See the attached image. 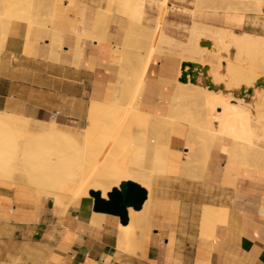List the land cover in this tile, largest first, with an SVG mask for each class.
Segmentation results:
<instances>
[{
	"label": "crops",
	"instance_id": "1",
	"mask_svg": "<svg viewBox=\"0 0 264 264\" xmlns=\"http://www.w3.org/2000/svg\"><path fill=\"white\" fill-rule=\"evenodd\" d=\"M33 1L31 19L13 17L4 24L0 18V112L30 121L53 115L83 126L91 100H110L114 94L121 69V52L114 47L123 45L127 21L111 20L116 26L109 23L103 54L99 42L83 34L95 20V0H55L50 15L47 0ZM242 27L264 34V14L248 13ZM53 30L61 34L55 47ZM142 55L140 109L164 115L175 83H190L179 78L183 60L159 51ZM197 83L204 85L199 76ZM186 132L185 122H173L170 144L175 152L170 153L166 178L158 180V200L149 203L143 242L134 251L117 246L119 217L94 211L89 198L37 196L17 185H0V228L19 237L20 257L29 264H264V221L258 218V203L247 205L264 199V178L244 167L225 171L226 156L214 150L202 178L182 176L178 167L187 151ZM16 144L11 124L0 116V171L12 161ZM183 184L191 192L181 190ZM218 201L229 211L228 222L212 241L198 239L190 225L199 223L186 215L204 202ZM165 202L176 203V209ZM168 211L175 217L169 219ZM14 260L11 264L19 263Z\"/></svg>",
	"mask_w": 264,
	"mask_h": 264
},
{
	"label": "bare ground",
	"instance_id": "2",
	"mask_svg": "<svg viewBox=\"0 0 264 264\" xmlns=\"http://www.w3.org/2000/svg\"><path fill=\"white\" fill-rule=\"evenodd\" d=\"M54 1L47 0V5L50 6ZM142 1L98 0V3H102V5L98 6L95 20L91 27L84 29V36L99 42L101 53L104 54L108 32L105 25L107 19L112 18L116 14L120 16L125 14L139 16L142 13ZM231 1L233 3H229L232 6L235 3L239 4V6L244 5L241 9L232 8L235 11L239 9L254 12L262 10L260 7L262 0ZM43 2L40 1V3ZM199 2L200 0H196V5ZM0 3V18L4 24L13 17L30 19L32 14L31 4H22L16 0H0ZM4 24H1L3 28ZM189 34L190 42L196 48H198L196 39L204 35L214 40L217 44H221L222 48L224 46L227 49L235 50L233 52H236V56L238 54L241 55L242 53L240 52H243L249 59L258 56L261 62H264V39H256V36L251 33L243 32L239 34L231 31V29L219 27L211 29L194 23L189 28ZM59 35H61L59 32L52 31L53 47L58 46L56 39ZM114 48L120 52L123 49L116 46ZM120 59V65L125 64L127 66V61L125 63L123 56H120ZM239 61L240 59L238 61L227 59L226 63L222 64L219 60L216 68H212L208 73L209 75L211 74L208 78L212 82H224L221 92L203 91L204 89L196 84L197 81L193 83L187 80L191 83L190 85L175 83L176 88L172 99L165 106L166 116L162 118H159L156 114L141 111L138 108V101L133 99L132 104L124 109L121 103H104L99 99H92L86 113V119L89 124L83 127L82 131L62 129L54 121L47 123L48 125L44 123V125H41V123L38 124L37 122L35 124L28 118L0 112V116L11 124L17 140L12 161L0 171V185L5 184V178L29 180L41 186V194L46 193L61 199L67 196L68 191L73 192L75 190L73 186L70 189L68 186L70 184L73 185L78 176L80 177L78 179L81 180L82 175L90 174L94 176L92 180L96 181L94 189H99L101 195L107 197V191L112 186H118L123 179H133L145 186L148 194L140 209L128 207L129 220L126 224L118 223L117 246L119 249L132 251L133 219L147 217L150 201L153 199L158 200L156 196L153 197L151 194L153 185L158 183L159 178L166 176L170 153L175 152L170 146L172 125L175 120L187 124L185 136L188 135V138L186 136L184 143L189 144L191 142L195 146L186 145L187 151L182 158L180 157L183 161L190 158V156H194L196 159L194 166H188L190 164L186 163L188 164V175H202L208 157L214 150L226 156L225 171H234L238 167V169L242 170L244 167L245 172L250 171L256 176L264 178V170L262 169L264 147L259 145L260 139L264 136V100H262L263 102L259 101L261 104L255 103L252 105L259 112V115L256 113V116H254L255 112L251 108V102L238 95L237 91H231L232 87L240 89L241 86L249 84L252 79H255L254 81L257 79L254 71L245 67L242 68ZM220 69L226 72L221 73ZM131 70H135V68ZM120 72L118 74L122 73ZM178 73H180V70ZM124 75L130 80L123 79L125 85L134 84V81H131V75L128 73ZM223 76H227V79L224 80ZM203 83L208 88V85L205 82ZM218 88L221 87L208 89L217 90ZM125 90H127L126 87H124L123 91ZM225 91L228 94H225ZM254 94L255 92L252 91L251 96ZM183 98L200 99L202 101L200 104L203 106L202 112L194 111L196 114L189 116L191 111L189 113V110L184 107L185 105L178 101ZM252 102H254L253 99ZM211 117L217 122L212 124L210 122ZM152 118L155 119L154 127H150ZM122 125H126L123 130H121ZM120 131L124 135L123 137L121 135V139L115 136L116 134L119 135ZM189 134H192V136ZM116 142H118V145H116ZM148 149L152 150L153 158H157L160 163L155 171L149 170L148 172L147 169L146 171L141 169L142 166L145 168L144 164L148 163V161L145 162ZM86 162L90 164L88 171L85 167ZM183 164L185 166V161ZM114 166L121 167L120 171L115 173L113 170ZM149 167L148 169L151 168ZM178 168H180L179 172L185 171L181 170L182 167ZM188 175L186 176L188 177ZM76 193H81L80 187ZM90 196L93 197L92 195ZM168 206L171 205L168 204ZM212 207V204L205 203L201 207L200 212H207L209 208L214 210ZM217 208V210L220 209L226 215L227 219L229 218L227 207L219 205ZM217 210L216 214L220 211L217 212ZM167 217L169 219L172 218L171 211H168ZM258 218L264 221V199L259 205ZM205 225L206 222L204 223Z\"/></svg>",
	"mask_w": 264,
	"mask_h": 264
},
{
	"label": "rangeland",
	"instance_id": "3",
	"mask_svg": "<svg viewBox=\"0 0 264 264\" xmlns=\"http://www.w3.org/2000/svg\"><path fill=\"white\" fill-rule=\"evenodd\" d=\"M16 1H19V3L26 4V5L31 4L32 10L34 9L33 0H16ZM94 2L97 4L96 7L99 6L100 4L102 5V3H98V0H95ZM142 2H143L142 13L139 16H134V15H129V14L120 16L116 14L117 16L114 15L112 18L107 19V21L105 22V25L108 29L109 23L111 22V20L118 21L119 19L121 20L124 19L127 21V26L123 28L125 30L124 43L122 46H120L123 48L121 52V56H123L124 58L123 60L125 61V63L127 61V66L125 64L121 66L120 71L122 73L119 71L121 74L117 75L116 88L114 90V94L112 98L110 100H100V101L104 103L112 102L114 104L121 103L124 109L127 106L131 105L133 100H137L138 108L140 109L139 97L140 95L142 96L141 92L143 89L144 81L140 78L139 73L141 70L140 63L143 58V55H142L143 51H147L149 55H151L154 51L165 52L166 56L168 57H173V55H175L176 57H179L182 60L196 61L200 65L207 64L208 65V69L206 71L207 76L205 72L203 71H200L198 73L199 81L202 83L204 82V79H209L211 81V79L208 78L210 77L211 74L209 75L208 73L212 70V68H216L219 60L222 62V64H224L226 63L227 59L232 60V61H238L240 59L239 62L241 63L242 68L245 67V68L250 69L251 71H254L257 78L264 76V62H261L260 57L254 56L249 59L246 56V54L243 52H240L242 53L241 55L238 54L239 56L238 55L236 56V52H233L235 50L231 48L227 49L224 46L222 48L221 44H217L216 42H214V40L204 35H201L196 39V43L198 44V48H196L193 44H191L190 34H189V28L192 26V24L196 23L202 27L211 28V29L218 28V27L229 29V30L231 29V31L235 33H239V34L243 32H248V33L255 35L256 39H264L263 37L264 34L246 31V30H243V27H242L244 19L248 16V13L264 14V0H262L260 3L262 12L261 11H256V12L246 11L244 9L240 10L241 8H243L244 5L239 6V4L235 3V5L233 4L232 6L231 4L233 2L231 0L230 1L229 0H200L198 5H196V0H153V1L143 0ZM229 2H231V4ZM228 5L232 7H229ZM234 7L235 9H238V8L240 9L235 11L234 9H232ZM47 9H48V15H50L51 10L49 9V5H47ZM32 16L33 14L30 15V19ZM4 18L6 17L4 16ZM113 26H116V23L111 22L110 28H112ZM200 40H209L210 45L209 46L201 45L199 43ZM221 57L222 59H220ZM128 60L130 64L128 63ZM132 68H135V70H131ZM220 72L223 73L226 71L220 69ZM127 73L131 75L130 78H132L131 81H134L133 82L134 84L125 85L123 79H127L126 75H124ZM223 78L224 80H226L227 76H223ZM254 80L252 79L249 84L244 86V88L252 86L253 92H255L253 96H251V94L249 95L248 93L245 94V97L243 96L245 100H249V102H251L250 103L251 106L255 103L261 104L259 101L264 100V84L255 86ZM212 83H214L215 85L221 84V88H218L217 90H209L207 86L205 85H199L198 83L196 84L201 86V88L204 89L203 91L205 90L212 91V92L222 91L224 82H212ZM190 84L191 83L189 84L187 83V85H190ZM124 87H126L127 90L123 91ZM238 89L239 88L232 87L231 91L238 92ZM224 93L228 94V92L226 91ZM252 99L254 102H252ZM178 101H180V103L185 105L184 107H186V110H189L188 111L189 113L191 111V114H189V116L192 114L193 115L196 114V112L199 113V111L201 113L202 112L201 110H203V106H201L200 104L202 101L200 99L183 98ZM251 108L255 112L254 116H256V113L257 115H259V112L256 110L255 106H252ZM10 112H13V111H10ZM145 113H150V112H145ZM16 114L22 115L21 113H16ZM153 114L158 115L159 118L166 116V113L164 115H160L157 113H153ZM50 120H55L60 125V127H62V129L67 128V129H75L78 131H82V128L87 126V124H89V121L87 119H86L85 125L78 126L77 124L71 123L70 121L62 122L58 120L57 117H53V116H49L43 121L31 119L33 123L35 122L36 124L37 122L38 124L41 123V125H44V124L48 125ZM210 122L214 124L215 122H217V120L211 117ZM154 125H155V119L152 118L150 127H154ZM123 127H126V125L124 126L122 125L121 130H123ZM122 134H123L122 131H120L119 135L116 134L115 136L116 138L119 137V139H121ZM189 135L192 136V134H189ZM123 136L124 135H122V137ZM186 136L188 138V135ZM190 136L189 138L191 140ZM262 142H264V140L259 142L260 146H263ZM116 143H117L116 145H118V142ZM189 144L195 147L194 145L191 144V142ZM189 144L186 143L187 146ZM152 154H153L152 150L148 149L147 154H146L147 160L145 161V162L148 161V163L144 164L146 166L145 168L144 166H142L143 168L141 167L142 170L144 169L146 171L147 169L148 172L149 170L151 171L157 170L160 163L157 158H153ZM186 160L184 159L186 167L183 164L184 162L183 160H181L179 163V167H182L181 170L182 169L185 170L184 171L185 174L184 172H180V174L184 177H187L186 175H188L187 174L188 164L186 163L190 164L188 166H192V165L194 166L195 165L194 162H196L195 161L196 159L194 156H190V158H187ZM149 165L151 168L149 167ZM85 167H86V170L88 171L90 164L86 162ZM148 167L150 169H148ZM120 169L121 167L119 166H116L115 168H113L115 173L120 171ZM191 175H188V178H191L194 180L202 178V175H196V174L195 176L194 175L191 176ZM164 177H161L159 179H162ZM78 178L80 177L79 176L77 177L73 185L70 184L68 186L69 189L70 187L73 186L75 190L73 192L68 191L67 195L86 197V198H89L90 202H92L93 197L89 195V190L95 188L96 181L92 180L94 179V176L93 175L91 176L90 174H84L81 176V180H79ZM4 182H5L4 185L6 187H12L13 185H17L18 189H20V191L22 192H26L27 189H31L37 196H40L42 192L41 186L29 180H23V179L16 180L12 178H5ZM158 185H159V182L153 185L152 192H151L153 197L156 196L155 194H156V189L159 187ZM79 187L81 189L80 194L76 193ZM181 190L191 192L192 189L189 187V185L183 184ZM216 190L218 189L214 188V194L218 192ZM262 199L263 197L257 200L256 202H251L247 205L258 203L256 205V207H258L261 204ZM246 202L248 203L250 201H246ZM165 203L170 204L172 206V209L174 210L176 209V203L174 202H165ZM204 203L212 204L213 205L212 209L214 210H211V208H209L207 212H204V211L200 212V209ZM204 203L201 206L200 205L197 206L196 213L186 215V216L187 217L189 216V218H191L193 221H196L197 223H199V225H190L192 230L197 231L198 239L208 238L212 241L213 239L217 237V229L225 225L228 222V219L226 215L222 213L220 209L219 210L221 212L217 210L218 209L217 207L219 205H224V204H222L221 202L219 203L204 202ZM214 206L216 207L217 212L219 211V213L217 214L215 213L216 210ZM172 217H175V215H172ZM146 218L147 217H139V218L133 219L132 251H134L138 247H141V244L143 242L142 236H144V222H146ZM200 218H201V221H200ZM205 222H206V225L204 226ZM18 239L19 237H17V235L15 234L12 235L9 229L5 227L0 228V264H11V261L13 259L17 260L19 262L18 264H29L27 260L20 257L23 247L20 245V242ZM32 264H36V263H32Z\"/></svg>",
	"mask_w": 264,
	"mask_h": 264
},
{
	"label": "water",
	"instance_id": "4",
	"mask_svg": "<svg viewBox=\"0 0 264 264\" xmlns=\"http://www.w3.org/2000/svg\"><path fill=\"white\" fill-rule=\"evenodd\" d=\"M201 45H210L209 40H200ZM188 66V68H186ZM208 68L207 64L200 65L196 61L183 60L181 63L180 80L195 83L197 81L198 73L200 71L205 72ZM204 82L210 89H216L221 84L215 85L208 79H204ZM264 84V76L256 79L254 85L258 86ZM253 87L249 86L244 88L241 86L239 91L236 92L240 96H245L246 93L251 94ZM89 194L93 196L92 208L94 211H101L108 214L117 215L119 221L122 224H126L129 220L128 207L131 206L134 209H140L144 200L147 198V189L139 182L133 179H123L119 185L112 186L107 192V198L101 195L99 189H90Z\"/></svg>",
	"mask_w": 264,
	"mask_h": 264
},
{
	"label": "built area",
	"instance_id": "5",
	"mask_svg": "<svg viewBox=\"0 0 264 264\" xmlns=\"http://www.w3.org/2000/svg\"><path fill=\"white\" fill-rule=\"evenodd\" d=\"M53 116V115H52ZM54 117V116H53ZM107 198V197H106Z\"/></svg>",
	"mask_w": 264,
	"mask_h": 264
}]
</instances>
